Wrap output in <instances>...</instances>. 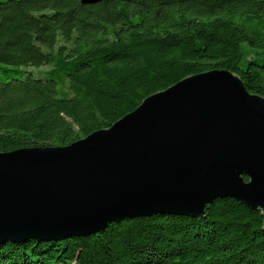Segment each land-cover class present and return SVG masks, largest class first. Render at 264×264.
<instances>
[{"label": "trees", "instance_id": "trees-1", "mask_svg": "<svg viewBox=\"0 0 264 264\" xmlns=\"http://www.w3.org/2000/svg\"><path fill=\"white\" fill-rule=\"evenodd\" d=\"M211 70L264 97V0H0V153L67 146ZM0 264H264V217L215 199L204 217L4 241Z\"/></svg>", "mask_w": 264, "mask_h": 264}, {"label": "water", "instance_id": "water-1", "mask_svg": "<svg viewBox=\"0 0 264 264\" xmlns=\"http://www.w3.org/2000/svg\"><path fill=\"white\" fill-rule=\"evenodd\" d=\"M223 198L264 217V97L226 70L187 76L67 146L0 153V243L204 217Z\"/></svg>", "mask_w": 264, "mask_h": 264}]
</instances>
